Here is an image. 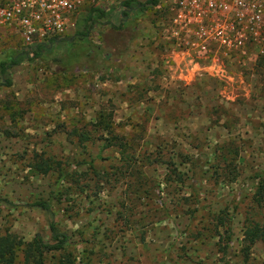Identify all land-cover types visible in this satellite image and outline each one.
Masks as SVG:
<instances>
[{
	"label": "rangeland",
	"instance_id": "374dc122",
	"mask_svg": "<svg viewBox=\"0 0 264 264\" xmlns=\"http://www.w3.org/2000/svg\"><path fill=\"white\" fill-rule=\"evenodd\" d=\"M121 1L109 10L113 24L90 36L97 42L132 36L120 56L123 79L99 80L80 64L64 70L76 49L66 40L12 65L10 85L0 74V198L48 200L70 236L75 264H264V243L241 250L248 219L264 222V199L254 197V175H264V59L253 51L215 63L174 56L164 0L132 10L135 28L118 29ZM23 50L15 30L0 37V60ZM102 111L134 153L131 167L118 144L92 138L84 149L75 147L70 131L89 128ZM101 133L110 136L90 135ZM48 155L62 161L66 177L30 166ZM145 155L164 162L143 166L139 177L133 168ZM191 157L200 160L197 178ZM168 161L181 178L171 175ZM6 232L17 237L16 264H24L27 244L36 235L49 239L48 215L0 202V233Z\"/></svg>",
	"mask_w": 264,
	"mask_h": 264
},
{
	"label": "trees",
	"instance_id": "16d2710c",
	"mask_svg": "<svg viewBox=\"0 0 264 264\" xmlns=\"http://www.w3.org/2000/svg\"><path fill=\"white\" fill-rule=\"evenodd\" d=\"M159 1L160 0H145L141 3L136 0H122L120 2V12L122 13V17L119 19L116 28L122 29L123 27L128 26L135 28V26L132 25L133 21L130 17L131 13L129 12V9L131 8L132 10L137 9L142 11L149 7L158 5ZM110 9L112 8L106 9L99 6H90L84 8L75 17V30L72 35H64L59 39H54L49 43L39 45L31 51L23 50L21 53L13 55L9 59L0 60V74L4 78V84H11L7 74L12 65L20 63L24 58H26V56L30 54L36 56L40 55L44 49L49 50V47L54 44L57 45L60 40H66V43L70 47H76V49L73 50V52L70 53L67 59L64 61V70H66L68 66L75 67L79 66L80 64L81 68L88 67L89 69L96 71L99 80L119 81L123 79L124 76L122 73H120L119 66L120 56L126 50L127 43L132 39V36L125 34L120 40L104 38L101 36L98 42L92 40L90 36V33L94 28H98L101 25L113 24V15L111 11H109ZM162 12H166V8L164 6H162ZM103 43L107 44L110 50L106 51L103 47ZM117 44H120L121 48L118 47ZM111 123L110 116L108 115L106 117V114L104 115L102 111L98 114V117L95 121H91V126L89 128H73L70 131V134L77 137L75 147L84 149L88 140L92 138L103 140L107 147L118 144L120 146L119 151L124 158V164L126 163L127 167H131V162L135 158L134 153L129 150V146L123 141V139L114 133ZM92 130H105L110 134V136L105 137L102 133L96 136H91L90 133ZM72 156L76 158L74 153H72ZM144 157L145 160H142V165H140L137 169L133 168L139 177L144 175L142 173L143 166L154 162H164L160 159V157L159 159L157 157L152 159L149 157V155H145ZM188 160L192 166H196L193 169V175L195 178H197L196 176L199 169L197 165L200 160H197L193 157L190 159L188 158ZM83 162L84 161H81V163ZM85 162L96 174L100 172L96 169L92 160ZM167 165L171 169V175H176L177 178H181L173 161H168ZM30 166L37 173L42 174H46L56 169L57 173L59 174V180L66 177L68 174L63 168L62 161L56 159L54 155H48L47 157L41 158L40 160H35ZM236 175L237 173H235V176ZM254 178H259L254 197L256 201L261 202L264 199V175H262L261 172H256ZM147 191L148 189L145 190V192ZM0 202L10 207L23 205L36 207L43 210L48 215V226L50 231L49 239H45L42 235H36L33 241L28 243L24 250V264H75V258L72 257V253L67 250L71 243L70 236L65 230H62L57 226L54 220V213L52 211L51 204L48 200L37 199L29 203H16L6 198H0ZM222 222L223 221L221 219L220 225H223ZM229 241L230 238L227 243L220 247L222 252H227L230 244ZM258 241L264 243V222H260L250 217L248 219V223L244 227L243 246L241 250L244 254H247L249 249ZM17 246L18 240L14 234L9 232L0 233V264H16Z\"/></svg>",
	"mask_w": 264,
	"mask_h": 264
},
{
	"label": "built area",
	"instance_id": "2783aa9c",
	"mask_svg": "<svg viewBox=\"0 0 264 264\" xmlns=\"http://www.w3.org/2000/svg\"><path fill=\"white\" fill-rule=\"evenodd\" d=\"M116 1L0 0V37L15 30L31 51L71 32L84 8L109 9ZM164 2L165 38L172 55L215 63L253 51L264 59V0Z\"/></svg>",
	"mask_w": 264,
	"mask_h": 264
},
{
	"label": "flooded vegetation",
	"instance_id": "af4514ba",
	"mask_svg": "<svg viewBox=\"0 0 264 264\" xmlns=\"http://www.w3.org/2000/svg\"><path fill=\"white\" fill-rule=\"evenodd\" d=\"M129 12H130V13L132 12V9H131V8L129 9ZM121 14H122V13H121Z\"/></svg>",
	"mask_w": 264,
	"mask_h": 264
}]
</instances>
